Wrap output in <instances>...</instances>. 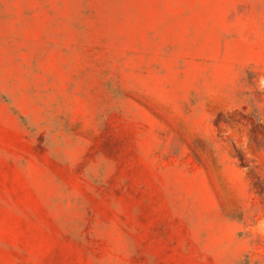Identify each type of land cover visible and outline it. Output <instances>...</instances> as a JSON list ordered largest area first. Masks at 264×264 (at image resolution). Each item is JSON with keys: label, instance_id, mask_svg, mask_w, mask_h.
I'll return each mask as SVG.
<instances>
[{"label": "rangeland", "instance_id": "rangeland-1", "mask_svg": "<svg viewBox=\"0 0 264 264\" xmlns=\"http://www.w3.org/2000/svg\"><path fill=\"white\" fill-rule=\"evenodd\" d=\"M0 264H264V0H0Z\"/></svg>", "mask_w": 264, "mask_h": 264}]
</instances>
